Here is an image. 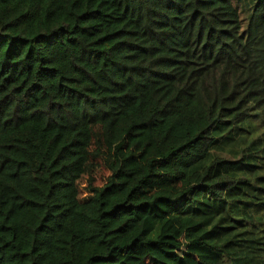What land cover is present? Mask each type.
Listing matches in <instances>:
<instances>
[{"label": "trees", "instance_id": "16d2710c", "mask_svg": "<svg viewBox=\"0 0 264 264\" xmlns=\"http://www.w3.org/2000/svg\"><path fill=\"white\" fill-rule=\"evenodd\" d=\"M255 111L264 0H0V264H264Z\"/></svg>", "mask_w": 264, "mask_h": 264}, {"label": "rangeland", "instance_id": "374dc122", "mask_svg": "<svg viewBox=\"0 0 264 264\" xmlns=\"http://www.w3.org/2000/svg\"><path fill=\"white\" fill-rule=\"evenodd\" d=\"M242 18L246 20V23L249 21V14L242 13ZM254 117L248 120L242 125V134L246 138V144L248 145L253 139L257 136L264 133V114L260 111L254 112ZM110 172L105 168H101L95 175L96 177V186L102 187L107 178L110 176ZM87 186V183L84 179L80 181V197H84L87 194L83 190Z\"/></svg>", "mask_w": 264, "mask_h": 264}]
</instances>
